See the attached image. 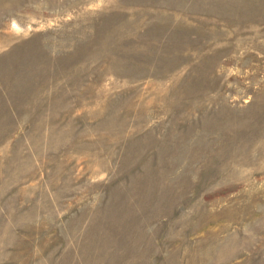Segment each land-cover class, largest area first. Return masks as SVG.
Listing matches in <instances>:
<instances>
[{"label": "rangeland", "instance_id": "obj_1", "mask_svg": "<svg viewBox=\"0 0 264 264\" xmlns=\"http://www.w3.org/2000/svg\"><path fill=\"white\" fill-rule=\"evenodd\" d=\"M0 264H264V0H0Z\"/></svg>", "mask_w": 264, "mask_h": 264}]
</instances>
